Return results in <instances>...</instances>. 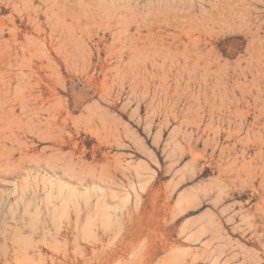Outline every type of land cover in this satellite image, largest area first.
I'll return each instance as SVG.
<instances>
[{
  "label": "rangeland",
  "instance_id": "1",
  "mask_svg": "<svg viewBox=\"0 0 264 264\" xmlns=\"http://www.w3.org/2000/svg\"><path fill=\"white\" fill-rule=\"evenodd\" d=\"M12 247L16 263L264 264V0H0Z\"/></svg>",
  "mask_w": 264,
  "mask_h": 264
},
{
  "label": "bare ground",
  "instance_id": "2",
  "mask_svg": "<svg viewBox=\"0 0 264 264\" xmlns=\"http://www.w3.org/2000/svg\"><path fill=\"white\" fill-rule=\"evenodd\" d=\"M43 252V248L41 246H36L35 250H34V254L35 253H39L42 254ZM17 252L15 250L14 247H12V251H10L9 253H7V255L4 256H0V263H5V264H18L14 261L15 256H17ZM19 264H32V261H29L28 263L25 262H21Z\"/></svg>",
  "mask_w": 264,
  "mask_h": 264
}]
</instances>
